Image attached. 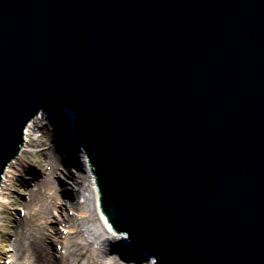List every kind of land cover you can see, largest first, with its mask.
<instances>
[{
    "label": "water",
    "instance_id": "95a60500",
    "mask_svg": "<svg viewBox=\"0 0 264 264\" xmlns=\"http://www.w3.org/2000/svg\"><path fill=\"white\" fill-rule=\"evenodd\" d=\"M39 112L135 251L264 264V0H0V176Z\"/></svg>",
    "mask_w": 264,
    "mask_h": 264
},
{
    "label": "rangeland",
    "instance_id": "374dc122",
    "mask_svg": "<svg viewBox=\"0 0 264 264\" xmlns=\"http://www.w3.org/2000/svg\"><path fill=\"white\" fill-rule=\"evenodd\" d=\"M38 122L46 131V133H44L46 136L42 138L44 145L40 147L23 146L22 150L25 151L27 160L22 163H20L21 161L14 160L16 162V165H13L15 166L14 173L2 192L6 193V195H3V197H5V202L0 205V264H7V262H9L8 264H14L15 260L12 258L10 252L16 247L11 238H14L15 240V237L18 238L19 233L22 234V232L25 236H28V234H30L29 217L31 216V221L33 223L36 225L39 224L42 218V209H40L42 207H44V210H51V220L53 221L48 222L47 220V222L53 228L51 227V229H48L47 238L45 239L47 240L46 243H51L50 250L55 256H58L55 245H62L61 241H63V236L60 235V232H58V230L56 231V229L57 226H61L62 228L67 227L65 222L66 217L69 219L68 222H71L67 228L74 229V227H78L82 232L85 230L83 236H86L89 233H93L94 237L101 236L102 239L107 236V233L101 225L96 213L92 210L91 204H82L78 207V203H82L81 201L83 200L79 198L82 193L81 190H78V187L80 186H78V184L76 186L75 183L73 184L71 182L68 175V169L71 170L73 174L80 173L79 163L76 164V167H78L76 170L66 163L67 160L65 163L70 168L65 166V164L63 165L60 161V169L58 170V173L51 178L52 184H40L42 175H44L43 173L47 172V168H49L48 155H50L52 150L55 156L59 155L60 148L63 147V145L60 146L58 151L52 143L54 140L52 129L54 127H52V123L49 122L48 117L45 116V119L38 120ZM36 136H40V133H37ZM33 182L37 183V185L32 186ZM72 185L73 189L71 192H73V194L70 195L68 189L70 187L72 188ZM29 190L34 191L31 198L28 196ZM51 194L56 196L58 202L57 206H53L54 203L53 201L51 202ZM29 204L30 209H27L26 206ZM80 212L85 215L87 221L79 218ZM18 239L20 240V238ZM71 239L79 241L80 236L77 238L72 236ZM68 240H70L69 237ZM96 248L97 247H95V249ZM31 250L35 259L38 260L40 258L38 253L33 249ZM62 250L64 251V256L61 258L64 264H72L73 255L71 253V248L68 249L69 255L67 254L66 248L63 247ZM82 251L85 253V249ZM108 251L110 252V255L116 257V259L123 264L149 263V260L145 259L138 262L134 256H131V258L135 259L137 262H122L119 255H113L116 249L111 244L108 246ZM90 253L94 254L93 252H88L83 258L77 260L75 264H84L86 257H88ZM27 259L29 264H31V255H29Z\"/></svg>",
    "mask_w": 264,
    "mask_h": 264
},
{
    "label": "bare ground",
    "instance_id": "6f19581e",
    "mask_svg": "<svg viewBox=\"0 0 264 264\" xmlns=\"http://www.w3.org/2000/svg\"><path fill=\"white\" fill-rule=\"evenodd\" d=\"M45 114H40L35 116L34 118H32L30 121H28L25 126L23 127L22 130V138H24V142H23V146L26 147H40L44 145L43 142V137H45L46 135L44 133H46L45 129L41 127V125L39 124L38 120L40 119H45ZM68 117L72 120V114L71 112H67ZM57 132L60 134V132H62L61 134L66 135L69 134V132L71 130H67L66 134L64 133V127L61 126H56ZM68 132V133H67ZM37 133H40V136H36ZM58 134V135H59ZM58 135L56 133V137L57 141H58ZM61 139V137H60ZM77 140L79 141L78 137ZM78 141L75 143L77 146H75L74 151H77L76 147L78 148L79 146H81L80 142L78 145ZM18 155L16 154V158L14 159L15 161H25L26 159V153L24 150H20L17 151ZM68 149L65 150V146L63 145V147L60 148V153L59 155L55 156L54 152L52 150V152H50V155H48V166L49 169L46 173H43V179H41L40 184L41 185H51L52 181L51 178L53 175H56L58 173L59 168V162L61 161V163L65 166H67V164L65 163V158H69L68 156ZM76 153V152H75ZM73 152V154H75ZM80 153H82V157L78 154V158L80 156V159L82 158V161H80L83 169L86 168L89 169L90 165L89 162L87 163V156L85 155L84 150H80ZM76 155V154H75ZM10 161L9 164L6 166L3 176H0V181L4 184L0 185V205L2 203L5 202V197H3V195H6V193H2L3 190L5 189V186L7 185V183L9 182V180L11 179V176L13 175V169L16 165L15 161ZM64 161V162H63ZM73 162H71V166H75L76 162H75V157L72 160ZM69 164V162H68ZM89 166V167H88ZM76 168V167H74ZM80 170V169H79ZM78 170V171H79ZM88 175H86L85 173H79L78 174H73L71 172V170L68 169V175L70 177L71 182L74 184H78V186L80 185V190L82 193V198L83 201L82 203H92V206L94 208V211L97 212L98 218L100 220H102L103 224L106 226V228L108 229V234L110 235V239H112L113 241H117L119 242L121 238L125 237V232L124 231H120V230H116L114 228H112L107 220L105 219V217L101 214V212L98 209V195L96 192H94V178L91 174L87 173ZM6 182V183H5ZM37 185L36 183H32V186ZM87 188H89L88 190V194L89 195H85L84 192L86 193ZM73 189V185L72 188L70 187L69 193L70 195L73 194V192H71V190ZM34 191H28V196L31 198L33 195ZM89 196V198H88ZM2 197V198H1ZM56 203V198L55 197H51V202ZM55 206V205H53ZM27 209H30V204L28 206H26ZM42 213H44V217L48 218L49 216V210L45 209L44 207H42ZM83 220L87 219L85 218V216H83ZM30 222V221H29ZM29 227H30V236L27 239H21L20 241L17 237H15L14 241V245L16 248L13 249L12 252H10L12 258L15 260L14 264H29L27 257L29 255H31V264H57V259L56 256L54 254H50V248H49V244H46V239L47 238V233H45L46 228L45 227H37L35 226L33 223H29ZM75 236V234H80L81 235V242L79 241H75V240H71V253L73 255V260H72V264H75V262L81 258H83L85 256V254H87L88 252H93L94 254H89L88 257H86V260L84 262V264H123L121 263L119 260L116 259V257L110 255V252L108 251V239L109 237L103 238L99 237L96 239V237H92L90 234H87L86 239L83 237V234L81 231L77 230L76 232H72ZM93 235V233H91ZM108 235V236H109ZM108 238V239H107ZM93 239V240H92ZM100 239V240H99ZM92 240V241H91ZM51 241V240H50ZM94 247H97V249H95ZM33 249L35 252L38 253L39 255V259L36 260L35 256H33L32 254V250ZM85 249V253L82 251ZM141 254L143 253L142 251H140ZM110 255V256H109ZM141 258H144L145 255L143 253V256H140ZM27 260V261H26ZM150 262V260H149ZM148 264H151L148 263Z\"/></svg>",
    "mask_w": 264,
    "mask_h": 264
}]
</instances>
